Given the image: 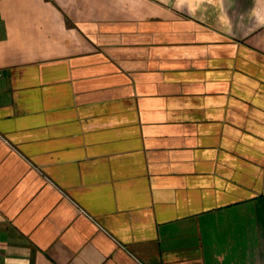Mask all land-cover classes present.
<instances>
[{
    "label": "crops",
    "instance_id": "0c3cea01",
    "mask_svg": "<svg viewBox=\"0 0 264 264\" xmlns=\"http://www.w3.org/2000/svg\"><path fill=\"white\" fill-rule=\"evenodd\" d=\"M0 74V264H264V0H0Z\"/></svg>",
    "mask_w": 264,
    "mask_h": 264
},
{
    "label": "rangeland",
    "instance_id": "374dc122",
    "mask_svg": "<svg viewBox=\"0 0 264 264\" xmlns=\"http://www.w3.org/2000/svg\"><path fill=\"white\" fill-rule=\"evenodd\" d=\"M263 257V256H262ZM262 261H264V257H263V259H261Z\"/></svg>",
    "mask_w": 264,
    "mask_h": 264
},
{
    "label": "built area",
    "instance_id": "2783aa9c",
    "mask_svg": "<svg viewBox=\"0 0 264 264\" xmlns=\"http://www.w3.org/2000/svg\"><path fill=\"white\" fill-rule=\"evenodd\" d=\"M0 78H1V74H0Z\"/></svg>",
    "mask_w": 264,
    "mask_h": 264
}]
</instances>
